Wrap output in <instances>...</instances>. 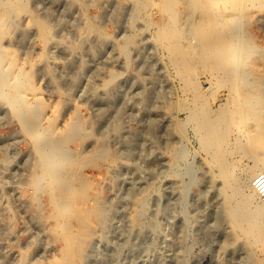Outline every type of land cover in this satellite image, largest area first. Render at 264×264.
Listing matches in <instances>:
<instances>
[{
  "label": "rangeland",
  "instance_id": "rangeland-1",
  "mask_svg": "<svg viewBox=\"0 0 264 264\" xmlns=\"http://www.w3.org/2000/svg\"><path fill=\"white\" fill-rule=\"evenodd\" d=\"M22 1L27 10L3 0L9 25L0 28V48L27 73L18 84L35 112L26 115L35 119L34 127L40 125L41 140L44 126L61 130L77 119L57 151L70 161L79 147L85 157L75 161L79 176L63 196L66 212L78 208L76 198L98 200L102 207L100 221L87 223L91 236L79 264H264L253 236L232 227L222 180L186 120L179 75L157 28L147 23L158 18L156 6L136 13L132 0ZM249 4L243 35L263 51L244 54L258 59L252 71L263 81L257 83L245 63L241 70L257 89L243 90L264 105V8ZM198 77L204 81V74ZM227 92L217 89L214 107L225 103ZM15 96L0 90V264H52L65 246L64 235L76 226L59 228L46 186L62 165L40 175L34 149L40 138L25 133L18 114L22 102ZM242 126L230 134L237 158L230 176L244 178L248 192L254 159L236 140L245 141L244 130L255 127L254 121ZM98 145L105 151L95 156ZM35 172L38 189L30 184Z\"/></svg>",
  "mask_w": 264,
  "mask_h": 264
},
{
  "label": "bare ground",
  "instance_id": "bare-ground-1",
  "mask_svg": "<svg viewBox=\"0 0 264 264\" xmlns=\"http://www.w3.org/2000/svg\"><path fill=\"white\" fill-rule=\"evenodd\" d=\"M7 1L12 3L14 8L26 9L22 0ZM132 1L134 4L133 11L136 13H139L141 9L150 13L151 7L155 8L156 6L155 10H152L155 11L158 18L149 17L147 23L155 25L157 28V40L164 43L163 45H165L172 66L179 75L180 81L178 82L181 84V92L187 97L184 96L186 103L183 105L186 107V120L190 121L200 147L210 161L208 162L214 165L217 175L222 180L223 202L227 205L224 204V206L228 207L226 208L227 210L224 209L228 212L232 222H234L232 227L244 228L248 236H253L254 240L250 238L254 243L264 251V199L258 195L253 186L255 179L253 175L264 174V149L261 148L262 144L264 145V105L261 102V98L256 94V96L250 97L246 94L247 90H243L247 86V89L253 91L255 83L263 81L260 75L252 71L257 66L258 59H255L254 55L250 53L247 55L244 53L250 51L262 52L263 49L256 45L254 38L243 35L242 23L248 15L249 5H251L249 3L255 4V8L262 10L264 8V0ZM158 4L161 6L157 7ZM4 6L5 3L0 0V28H6L9 25L6 11L4 12L2 8ZM35 23L41 30H44L42 22L35 20ZM2 49L0 48V90L2 95L15 93L14 101L20 100L22 102L18 112L20 121L27 136L35 139L40 134L38 133L40 130H37L40 125L37 128L34 127L35 119L26 115L32 102L25 96L26 91H20V83L18 84L21 77H27V73L14 63L13 56H11V53L9 54L10 51L4 52ZM3 62H5V65ZM245 63L251 64L250 72H252L255 83L250 82V78L248 80V72L241 70ZM200 73L204 74V81L199 80L198 76ZM204 83L208 84V86L204 87ZM220 87H226L229 96L225 103L214 107L215 93ZM32 88V86H27V89H23L29 91ZM232 102H234L233 106L231 105ZM34 103L38 105L37 108L43 106L39 100ZM35 104L32 106L34 107ZM32 111L35 112L34 109ZM249 118L254 121L255 127L252 126L247 129L245 128V123ZM50 121L48 119L49 123ZM76 121V118H72L61 130L44 126L45 128L41 129L43 131L41 134L44 138L41 140L39 135L40 142L38 138L34 140L38 142L34 143V149L36 160L41 164L40 175L48 174L51 169L57 167L58 163L62 165L61 168L56 169L51 175L48 184L46 183L47 186L45 185L48 188V197L54 203L53 209L55 208L57 211V216L55 217L60 221L59 228L69 229L71 223L76 226L75 232L70 231L67 235H64L65 246L52 264H79L82 257H86L83 256V251L91 236L87 223L92 220L99 222L101 216V203L94 199L89 201L85 198H76L75 203L78 208H74L72 212H66L70 208L68 203L63 200V196L67 197V191L69 192V189H71V183L79 176L76 171L78 163L75 161L77 158L79 161H84L85 157L79 152V147L74 148L75 152L72 157L75 159H69L70 161L60 157L57 151L60 144L67 140L63 137L68 136L74 130ZM241 124L243 125L242 127L245 126L244 135H242L245 144L240 138L236 140V143L239 146L243 145V150L253 156L255 166L249 172L248 181L250 185L248 192L244 188V178L230 176L234 172L237 162V158L233 156L232 149H230V134L233 127ZM104 145H98L95 150L96 153H94L95 156H100L99 152L105 151ZM228 157H232V160L228 159ZM69 158L71 157L69 156ZM191 171L189 172L191 173ZM39 177L35 172L30 182L35 188L40 183H38ZM46 181L48 180L46 179ZM56 181L60 183L58 189L53 186ZM86 197H89V194ZM78 215L82 217L78 218ZM61 220H64V222H61ZM262 261H264V258Z\"/></svg>",
  "mask_w": 264,
  "mask_h": 264
},
{
  "label": "built area",
  "instance_id": "built-area-1",
  "mask_svg": "<svg viewBox=\"0 0 264 264\" xmlns=\"http://www.w3.org/2000/svg\"><path fill=\"white\" fill-rule=\"evenodd\" d=\"M253 186L257 191L258 195L264 199V174L256 175Z\"/></svg>",
  "mask_w": 264,
  "mask_h": 264
}]
</instances>
